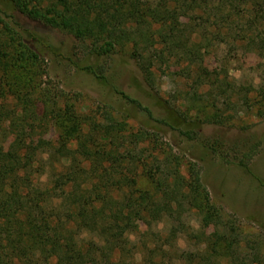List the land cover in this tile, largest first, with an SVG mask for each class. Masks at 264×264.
I'll return each mask as SVG.
<instances>
[{
  "label": "trees",
  "instance_id": "16d2710c",
  "mask_svg": "<svg viewBox=\"0 0 264 264\" xmlns=\"http://www.w3.org/2000/svg\"><path fill=\"white\" fill-rule=\"evenodd\" d=\"M7 1L14 12L29 20L87 42L90 55L110 57L128 47L149 88L154 85L152 59L164 51L185 61L187 72L201 66L204 50L189 42L190 34L185 31L195 28L192 24L202 14L208 21L213 18L209 26L217 30L216 35L264 24V0ZM236 33L234 40L246 41L248 46L261 37ZM36 40L13 13L0 8V127L16 116L29 122L30 132L36 133L32 125L37 124L56 133L53 143L36 146L0 140V264H219L225 258L226 264H249L236 253L232 229L224 226L225 232L219 234L222 222L199 170L195 164L184 163L181 171L160 127L149 130L139 125L131 131L119 119L122 114L112 113L109 105H104L108 110L95 121L77 114L71 104L60 106L62 97H51L40 89L37 79L47 74L44 56L32 45ZM260 40L264 46V37ZM81 70L105 81L97 67L86 65ZM212 79L206 83H221L219 100L223 98L221 106H227L230 101L222 97L223 80ZM203 84L198 81L197 88ZM112 89L149 121L174 129L170 118H157L139 100ZM211 94L194 89L192 98L198 103L193 108L204 113L200 122L222 125L230 118L217 106V95ZM7 102L13 103L14 110L5 108ZM175 130L187 141L192 139L190 130ZM38 154L41 158L36 160ZM76 154L87 161L91 173L81 168ZM137 165L151 190L139 187L133 171ZM44 166L52 172L41 182L38 174ZM190 211L199 215L203 228H213L214 234L193 251L173 249L176 255L172 258L165 242L174 247L185 229L183 215ZM162 220L171 226L165 242L159 244V232L152 226ZM138 224L148 232L141 246L130 239Z\"/></svg>",
  "mask_w": 264,
  "mask_h": 264
},
{
  "label": "rangeland",
  "instance_id": "374dc122",
  "mask_svg": "<svg viewBox=\"0 0 264 264\" xmlns=\"http://www.w3.org/2000/svg\"><path fill=\"white\" fill-rule=\"evenodd\" d=\"M0 8L13 13L23 28L30 30L37 39L32 45L44 56L43 65L47 74L37 79L41 90H47L51 97H62L58 99L60 106L71 104L77 114L93 117L95 121H99L102 113L108 110L104 105H109L112 113L118 110L122 114L119 119L124 120L131 131H135L139 125L149 130L160 127L163 137L172 144L173 152L181 163V171L184 163L195 164L199 170L201 182L222 222L219 234L232 229L238 257L249 264H264V46L260 40L264 37V24L252 26L253 29L238 27L229 33L222 30L220 35H216L217 30L209 26L213 18L210 17L208 21L207 15L202 14V18H196V23L192 24L195 28L185 31V35L190 34L189 42L204 50L201 66L198 69L191 67L187 72L185 61H181V58L177 61V55L175 59L164 51V55L152 59L154 85L149 88L136 63L130 58L128 47L118 49L110 57L90 55L87 42L80 43L67 33L29 20L14 12L7 0H0ZM184 21L190 22L188 18ZM238 31L245 36L261 37L257 43L248 46L246 41L239 43L234 40ZM86 65L101 69L99 74L104 76L105 81L81 70ZM213 77L223 80L225 93L222 97H229L230 101L227 106H221L223 98L219 100L221 83H214L213 86L206 83ZM198 81L205 84L197 88ZM112 88L148 106L155 117L170 118L175 123L174 129L149 121L144 113L126 103ZM194 89L204 94L210 91L212 97L217 95V106L230 119L222 125L200 122L204 113L195 110L198 101L192 98ZM5 105V108L14 110L13 103L7 102ZM41 110L42 107L38 105V113ZM206 111L211 112L212 109ZM12 118L0 127L2 142H23L32 146L54 142L56 133L52 128L45 130L34 124L32 126L37 131L33 133L28 131L29 122H22L16 116ZM175 129L190 130L192 139L187 141ZM123 133L126 135V132ZM73 146L74 143L70 147ZM75 156L81 161V168L91 173L87 161L81 160L77 154ZM39 158L40 154L36 160ZM137 166L133 171L137 174L139 187L151 190ZM39 172L42 182L52 171L44 166ZM92 176L95 174L92 173ZM182 221L185 229L173 248L171 243L167 247L165 242L171 224L162 220L152 226L154 232H159V244L165 242L172 258L176 255L173 249L193 251L197 246L202 247L200 242L215 231L213 228H203L195 211L185 212ZM146 233V227L138 224L130 239L141 246L147 239L144 237ZM226 235L231 236L229 232ZM227 262L225 258L219 264Z\"/></svg>",
  "mask_w": 264,
  "mask_h": 264
}]
</instances>
